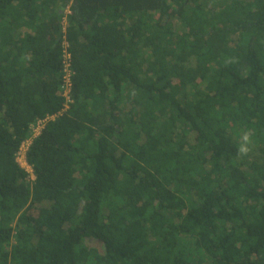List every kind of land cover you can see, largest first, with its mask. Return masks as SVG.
<instances>
[{
    "label": "trees",
    "instance_id": "16d2710c",
    "mask_svg": "<svg viewBox=\"0 0 264 264\" xmlns=\"http://www.w3.org/2000/svg\"><path fill=\"white\" fill-rule=\"evenodd\" d=\"M0 264H264V0H0Z\"/></svg>",
    "mask_w": 264,
    "mask_h": 264
},
{
    "label": "built area",
    "instance_id": "2783aa9c",
    "mask_svg": "<svg viewBox=\"0 0 264 264\" xmlns=\"http://www.w3.org/2000/svg\"><path fill=\"white\" fill-rule=\"evenodd\" d=\"M68 10H67V14H70ZM64 27H66V20L64 22ZM63 33L64 35H63V44H62V57H61L62 79L59 88V94L64 99L63 108L58 114L53 116H48L43 120L42 119L37 120L35 123L31 125L29 137L22 144L16 157L18 164L21 166L22 169H24L28 173L29 180L31 182H34L36 180V176L34 174L33 167L28 163L27 160V151L29 147L31 146L32 142L41 135L42 131L44 130L46 124L49 121L55 120L57 117L65 114L74 103V100L72 98V90H73V79L75 76V72L72 66V54L70 52V44L66 37L65 28L63 29Z\"/></svg>",
    "mask_w": 264,
    "mask_h": 264
},
{
    "label": "clouds",
    "instance_id": "9594fccd",
    "mask_svg": "<svg viewBox=\"0 0 264 264\" xmlns=\"http://www.w3.org/2000/svg\"><path fill=\"white\" fill-rule=\"evenodd\" d=\"M251 140L249 134H245L243 137V143H241L238 147V156L244 157L247 156L251 151Z\"/></svg>",
    "mask_w": 264,
    "mask_h": 264
},
{
    "label": "crops",
    "instance_id": "0c3cea01",
    "mask_svg": "<svg viewBox=\"0 0 264 264\" xmlns=\"http://www.w3.org/2000/svg\"><path fill=\"white\" fill-rule=\"evenodd\" d=\"M28 30L24 29V30H21V31H17V34H23L24 32H27Z\"/></svg>",
    "mask_w": 264,
    "mask_h": 264
},
{
    "label": "rangeland",
    "instance_id": "374dc122",
    "mask_svg": "<svg viewBox=\"0 0 264 264\" xmlns=\"http://www.w3.org/2000/svg\"><path fill=\"white\" fill-rule=\"evenodd\" d=\"M69 11V10H68ZM67 13V12H66Z\"/></svg>",
    "mask_w": 264,
    "mask_h": 264
}]
</instances>
